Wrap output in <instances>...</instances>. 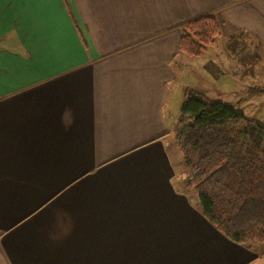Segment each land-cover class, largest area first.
<instances>
[{
	"label": "crops",
	"instance_id": "crops-1",
	"mask_svg": "<svg viewBox=\"0 0 264 264\" xmlns=\"http://www.w3.org/2000/svg\"><path fill=\"white\" fill-rule=\"evenodd\" d=\"M204 15L220 34L188 56ZM263 63L264 0H0V264H264L203 216L174 139L186 91L240 102Z\"/></svg>",
	"mask_w": 264,
	"mask_h": 264
},
{
	"label": "trees",
	"instance_id": "trees-1",
	"mask_svg": "<svg viewBox=\"0 0 264 264\" xmlns=\"http://www.w3.org/2000/svg\"><path fill=\"white\" fill-rule=\"evenodd\" d=\"M219 34L216 17L194 18L180 27L179 49L199 56ZM174 139L186 187L206 220L235 243L264 242V125L188 90Z\"/></svg>",
	"mask_w": 264,
	"mask_h": 264
},
{
	"label": "rangeland",
	"instance_id": "rangeland-1",
	"mask_svg": "<svg viewBox=\"0 0 264 264\" xmlns=\"http://www.w3.org/2000/svg\"><path fill=\"white\" fill-rule=\"evenodd\" d=\"M252 74L253 77L249 78V80L248 78H244L243 80L244 84L237 87L240 89V91L237 92L244 94L246 92L245 91V85H246L249 88L247 89V91L250 94L253 93L252 96H249L248 98L244 97L242 101L239 102L238 97L230 93L229 86L227 87L217 86V88L220 89V91L218 90V92L217 91L215 92L212 89L208 97L211 98L212 100L221 101V102H224V100H228V103L234 106V108L237 111H240L247 117H250L255 121H257L258 123L264 125V66L262 69L260 68L259 72H257V70L254 68ZM182 173H184L183 170Z\"/></svg>",
	"mask_w": 264,
	"mask_h": 264
}]
</instances>
